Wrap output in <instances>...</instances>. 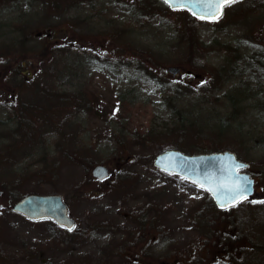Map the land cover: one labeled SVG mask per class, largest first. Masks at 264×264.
I'll return each instance as SVG.
<instances>
[{"label": "rangeland", "instance_id": "374dc122", "mask_svg": "<svg viewBox=\"0 0 264 264\" xmlns=\"http://www.w3.org/2000/svg\"><path fill=\"white\" fill-rule=\"evenodd\" d=\"M148 4L152 1L61 0L59 13L47 0H0V154L5 161L0 164V264H174L199 243L197 263L264 264L263 210L246 211L243 226L213 213L196 216L206 191L154 167L156 156L168 149L231 150L252 164L258 196H264V85L256 90L249 85L242 93L233 90V77L215 97L192 96L177 92L184 91L189 76L166 73L178 67L204 75L226 66L222 78L231 77L233 51L251 58L249 49L264 50V6L259 12L232 6L223 23L211 26L185 25V17L161 10L146 21L140 10ZM187 27L196 28L206 48L183 38ZM18 43V49L12 46ZM21 63L41 71L36 88L81 95L92 110L84 108L72 123H64L70 114L64 107L67 111H57L51 123L39 115L32 129L27 123L13 129L14 115L6 105L23 94L28 103L47 98L46 91L32 89L36 84L13 87L22 80L10 71ZM230 116L232 127L221 132L219 124ZM185 118L187 126L176 123ZM78 126L71 142L58 130L69 133ZM97 164L110 168L108 180L93 178ZM85 189L91 197L80 199ZM28 194L61 195L77 222L72 237L52 223H33L9 211L15 197ZM194 219L210 234L194 232ZM239 233L245 234L239 263L218 261L220 252L231 248L227 239ZM218 236L222 243L215 247Z\"/></svg>", "mask_w": 264, "mask_h": 264}, {"label": "trees", "instance_id": "16d2710c", "mask_svg": "<svg viewBox=\"0 0 264 264\" xmlns=\"http://www.w3.org/2000/svg\"><path fill=\"white\" fill-rule=\"evenodd\" d=\"M49 2V5L51 7V9H56L57 12L60 13V11L57 10V8L60 7V2L61 0H47ZM152 4H148V7H142V9L140 10L141 12H143L146 21H149V19H153L154 16H156V12L157 11H164V13L169 11L167 9H158L156 7V1L155 0H151ZM67 3L64 2V5H66L67 7ZM62 5V4H61ZM63 5V6H64ZM264 6L262 2H259L257 4V6ZM133 6V5H132ZM154 8H156L154 10ZM65 11V9L63 10ZM62 11V12H63ZM156 11V12H155ZM188 16V15H187ZM186 20V24L189 25L192 22H195V20L188 16L185 17ZM172 32H174V30H172ZM54 35V33H53ZM111 37V36H109ZM183 38L186 39H191L190 43H199L201 44L203 47L206 48V46L204 44H202L197 35H196V28L193 29H189L188 27L186 28V31L183 33ZM12 46L16 49H18L19 43L18 44H12ZM264 49V48H263ZM261 50V49H260ZM233 53L235 54H231V58L233 59V68L231 70H233L232 76L231 77H226V79H223L222 76H224L227 73V68L226 66L221 67V68H216L213 71H207L206 73H204L205 77H214L216 75V73L218 74V77L215 78V80L213 79H208L206 80V82L204 84H202L201 86H196L193 87L194 89L191 91V87L188 86V84L192 85L194 84V82H188V84L186 83V86L184 88V91L179 88L177 89L178 93H185V94H189L191 93V95L193 96L195 93H197L196 96H202L204 95V97H215L217 93L221 92L222 89H224V86L226 84H228L230 82V80L234 77L236 80L235 82H237V84L234 85L233 90H237V91H242L246 92L249 85H253L254 87L253 89H260L262 87V85H264V50H261V55H259L256 58H244V56L239 55V49L237 48L235 51H233ZM230 65V64H227ZM9 66V65H8ZM23 69H25V64L21 63L20 65L17 66L16 69L11 70L10 74L11 76H13L14 79L19 78V80L21 79L22 81H20L19 85H14V88H18V89H23L26 87V89H30V86L32 84H36V86L32 89H35L36 87H39V85L41 84V81L38 80L36 81L35 76L39 75L41 71L39 72H32L27 70L26 72L23 71ZM26 70V69H25ZM46 71H51L50 69L46 70ZM196 73L197 78H201L203 76L200 77V74L197 73L195 70H193ZM52 72V71H51ZM53 73V72H52ZM47 72H45L44 75H46ZM49 75V74H48ZM22 76H25L26 79H31L32 82L27 83L25 82V78L22 79ZM197 80V79H195ZM217 80V83H215V81ZM154 81L156 82H160V78L155 79ZM23 87V88H21ZM37 91H43L45 92L47 89L46 88H36ZM32 91V90H31ZM30 91V92H31ZM5 93H7V91H4ZM198 92L200 94H198ZM255 93V92H254ZM254 93L252 96H254ZM46 95L47 98L43 101L40 100H33L32 98L30 99V103L25 102L22 98L24 97V94L22 95V98H20V100H18V102H14L12 101V106L11 105H6L7 106V110L11 111L13 113L14 116H10V120L14 122V124L12 126H14L13 129H15L16 125L18 124H28L31 126H34L33 124V120L35 116H41L42 119H44L45 123H51L53 122V117L55 116V113L57 111L63 112V110L67 109H63L64 107H68V109L70 110V114L68 115L67 119L64 121V123H68V122H73L76 118V116H78V114H80L82 112V110L84 109L86 110H92L89 102L85 101L83 99V97L81 95H77V94H73V93H67V92H54L53 94H49L48 91H46ZM256 96V95H255ZM233 101V99H232ZM46 102L47 105L43 106L41 105L42 103ZM235 102V101H233ZM230 102V104L232 105L231 107H234V103ZM36 103V105H35ZM237 103V102H236ZM72 105V106H71ZM258 107V106H257ZM30 115V117H29ZM74 117L73 120L71 119V117ZM16 123V125H15ZM71 123L68 125L70 126ZM176 123H179L178 125L181 126H187V118L185 119H181L176 121ZM234 121H233V116H230L229 118H223L221 123L219 124V128L221 132L226 131L227 129H230L233 125ZM79 129V126L76 127L73 131L67 133L65 131L64 127H60L58 130L60 131V133L63 135L64 139H66V141L68 140L69 142H71L72 137L77 135V130ZM20 132V130H17L14 133V137L13 140L15 141L16 135ZM16 142V141H15ZM216 144H218L217 142H215V144H213L214 146H216ZM16 146H18L17 143L14 144L12 148V152H16V150L14 149ZM183 147L179 146V149H181ZM182 150V149H181ZM183 150V152H187L188 154L192 151H190V149ZM211 151H219L220 149H215L214 147H212L211 149H209ZM80 153V151H78ZM66 156H71L75 159L81 157H77L76 153L70 154L67 153ZM65 156V157H66ZM4 155L3 153L0 154V164L3 165L4 164ZM10 158H12V155H10V157L7 155V160L9 161ZM67 159V158H66ZM4 166V165H3ZM55 166V163L52 165V167ZM50 168V167H49ZM45 169V168H44ZM48 169V167H47ZM8 172H10V169H8ZM17 182H15L16 184ZM5 184V180L2 182V186ZM18 184V183H17ZM262 186V185H261ZM262 189L264 190V188L262 187ZM6 191V190H5ZM81 197V194H80ZM14 198V197H13ZM19 197H15L14 200H12L10 202V204H8V208H10L12 206V204L17 201ZM3 209V208H1ZM264 210V209H263ZM4 257L2 256V254L0 253V262L2 261Z\"/></svg>", "mask_w": 264, "mask_h": 264}, {"label": "water", "instance_id": "95a60500", "mask_svg": "<svg viewBox=\"0 0 264 264\" xmlns=\"http://www.w3.org/2000/svg\"><path fill=\"white\" fill-rule=\"evenodd\" d=\"M185 8L192 13L196 11L198 15L209 11L202 4L198 5L197 8L190 6ZM198 15L195 16L198 17ZM169 70L174 73L178 72L177 68H170ZM154 165L164 172L177 174L192 182L196 181V184L208 190L219 208H226L245 198L241 196L233 202V193L229 189L238 183L244 184L245 180L250 181V191L247 196L254 193V180L250 178L249 174L238 172L239 169L245 167L241 168L237 165L247 167L248 164L238 160L235 153L231 151L188 155L170 149L157 155ZM92 175L98 179H104L108 176V168L102 165L96 166L92 170ZM13 210L31 220L54 219L59 225L65 226L67 229H72L75 224L74 220L68 217L67 207L58 195H30L16 203Z\"/></svg>", "mask_w": 264, "mask_h": 264}, {"label": "flooded vegetation", "instance_id": "af4514ba", "mask_svg": "<svg viewBox=\"0 0 264 264\" xmlns=\"http://www.w3.org/2000/svg\"><path fill=\"white\" fill-rule=\"evenodd\" d=\"M259 2H262L263 5H264V0H238L237 3L225 6L224 14L219 20L206 21V20H198V19H196V22H192V24H200V25L201 24H207V25L214 26L217 23H223V20L226 17L227 9L229 7H232V6L234 7V6H237V5L244 6V7L247 6L250 10H252L254 12H259L260 9H258V8L261 6V5L257 6V4ZM168 10H169V8H168ZM186 12L189 13L187 10H177V11H174L173 14L175 16H180L181 17V16H184V14ZM244 171L248 172L251 175V177H254V179L256 180V177L253 176V172H251V164ZM256 182H257V180H256ZM87 198H88L87 196H83L82 197V199H87ZM206 199H205L206 200L205 205L203 207H201L200 209H198L197 211H195L194 215L198 216V215L202 214L203 218H207L208 215H210L212 213L216 214L217 216L222 215L223 216L222 217L223 220H231L233 225L237 224L239 226H241V225L243 226V224H244L243 220H245L244 215H245L246 211L254 210V209L255 210L256 209H264V207H262V206H264V203L259 202V201H264V196L254 195L252 197H249L248 200H244V201L238 203L236 206H234L232 208H226V209H223V210L217 208V206L214 203L212 197L208 193L206 195ZM251 201H258V202L257 203H252ZM249 204L251 206H249ZM248 206H249V208H247ZM192 228L195 230L194 232H196V233H197V230H199V228L197 226V220L196 219H194V226H192ZM61 229L63 231H65V233L68 235V237H72L70 232H68L66 229H64V228H61ZM199 231H201V230H199ZM103 232H104V230H103ZM202 232H204L205 234L202 233ZM209 234H210L209 230H207V233L205 232V230L201 231V235L207 236ZM197 238H198V240H200L199 237H198V234H197ZM244 238H245V234L239 233V235H236V237L227 239V241H229V243H231V245H230L231 248H228L226 253L223 252L224 255H222V251H221L220 252L221 254L219 255L218 261H222L223 263H239L240 258L242 257L241 251L244 249L243 245H242ZM215 242H216L215 245H214L215 247H218V245H221L222 242H221L219 236L216 237ZM234 247H235V253L233 252V248ZM207 249L209 250L210 246H208ZM146 250L147 249H145L144 251H146ZM201 250H202V243H199V246L195 250L190 251L187 255H184L182 257L177 258V259H180L181 261L174 259V262H175L174 264H202V263H197V259H199L201 257V255L197 254V253L200 252ZM215 264H218V263H215Z\"/></svg>", "mask_w": 264, "mask_h": 264}, {"label": "snow or ice", "instance_id": "6c2138e0", "mask_svg": "<svg viewBox=\"0 0 264 264\" xmlns=\"http://www.w3.org/2000/svg\"><path fill=\"white\" fill-rule=\"evenodd\" d=\"M238 0H163V3L167 4L170 8L175 9H183L187 6L191 8H197L198 5L202 4L204 8L208 9L209 11L203 12L198 15L196 11H193V15H198V18L201 19H210V20H217L222 15V8L225 5H231L237 3ZM237 167H246L245 165H237ZM196 183V181H193ZM250 181L245 180L244 184H236L232 189H229L230 192L233 193V202L239 197L247 196L248 192L250 191ZM252 203H257L258 201H251ZM264 203V201H259ZM71 230V229H69Z\"/></svg>", "mask_w": 264, "mask_h": 264}, {"label": "bare ground", "instance_id": "6f19581e", "mask_svg": "<svg viewBox=\"0 0 264 264\" xmlns=\"http://www.w3.org/2000/svg\"><path fill=\"white\" fill-rule=\"evenodd\" d=\"M249 52L251 53V56H252L253 58H256V57H258L259 55H261V51H259V50H252V49H249Z\"/></svg>", "mask_w": 264, "mask_h": 264}]
</instances>
